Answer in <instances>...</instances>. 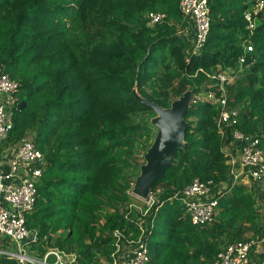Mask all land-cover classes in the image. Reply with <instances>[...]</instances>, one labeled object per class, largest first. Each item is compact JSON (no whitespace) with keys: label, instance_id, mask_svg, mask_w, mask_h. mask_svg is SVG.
I'll use <instances>...</instances> for the list:
<instances>
[{"label":"trees","instance_id":"1","mask_svg":"<svg viewBox=\"0 0 264 264\" xmlns=\"http://www.w3.org/2000/svg\"><path fill=\"white\" fill-rule=\"evenodd\" d=\"M179 3L0 0V69L20 83L6 146L31 136L44 156L27 226L48 234L50 242L61 232L55 243L75 251L77 264H108L115 229L141 233L124 214L135 182L126 170L135 159L134 139L145 128L132 116L153 110L136 98L135 86L163 107L192 91L185 116L189 150L179 149L153 185L163 188L159 209L144 220L151 264H214L227 244L246 241L251 232L264 236V191L257 195L254 186L233 184L218 108L198 98L219 66L236 64L249 39L254 50L247 74L232 88V105H242L237 127L260 137L264 147V9L250 33L244 13L252 0H209L207 43L189 54L191 39L181 30L190 25ZM152 12L166 18L149 25ZM194 178L213 180L214 192L226 185L217 194L219 214L206 226L193 224L182 204L169 200ZM0 264L20 263L0 254Z\"/></svg>","mask_w":264,"mask_h":264},{"label":"built area","instance_id":"2","mask_svg":"<svg viewBox=\"0 0 264 264\" xmlns=\"http://www.w3.org/2000/svg\"><path fill=\"white\" fill-rule=\"evenodd\" d=\"M179 7L184 20L190 25L187 33L189 35L191 32L193 36L190 38L189 54L200 53L207 43L211 28L209 0H180ZM263 9L264 0H252L245 11L246 29L250 33L258 27ZM147 17L148 24L154 25L163 21L166 14L152 12ZM243 49L235 65L226 69L219 66L211 74L208 90L200 93L198 98L210 101L218 108L217 128L221 137L229 140L224 145V152L228 157L227 163L231 166L233 184L254 186L259 195L264 191L262 139L237 127L242 105H232V88L247 74V56L254 50L249 39L243 42ZM19 86L18 81L0 69V254L15 258L20 264H77L78 256L75 251L54 244V240L50 242L48 234L27 226V216L34 210L37 200V184L42 178L44 156L31 136L25 137L15 146H6L8 136L14 128L13 109ZM228 128L231 129V138ZM39 160L41 163H38ZM213 187L211 179L194 178L191 183L170 196L169 200L179 201L193 224L206 226L215 221L217 194L226 185L222 184L217 192L213 191ZM131 191L129 195L134 196ZM162 193L163 188L158 186L151 189L148 198H138L143 206L130 201L126 204V219L138 225L141 233L136 236L133 230L127 232L125 229H115L112 260L108 264H151L148 245L143 239L144 220L153 209L155 216L157 215L159 207L156 205ZM263 246L264 236L229 243L220 251L214 264H249L252 251ZM13 247L16 250H12Z\"/></svg>","mask_w":264,"mask_h":264},{"label":"water","instance_id":"3","mask_svg":"<svg viewBox=\"0 0 264 264\" xmlns=\"http://www.w3.org/2000/svg\"><path fill=\"white\" fill-rule=\"evenodd\" d=\"M133 92L138 100L152 108L155 113L152 123L158 129L154 141L144 154L145 162L141 165L140 174L135 179L131 191L135 197L146 199L155 182L163 177L172 164L177 151L189 150L190 146L186 140L189 123L185 116L191 106L192 91H185L173 100L169 107H163L143 97L136 86ZM25 105V102H21L18 108L23 110Z\"/></svg>","mask_w":264,"mask_h":264},{"label":"rangeland","instance_id":"4","mask_svg":"<svg viewBox=\"0 0 264 264\" xmlns=\"http://www.w3.org/2000/svg\"><path fill=\"white\" fill-rule=\"evenodd\" d=\"M187 31L188 30H181L182 33H185L186 35H188ZM154 116H155V113L153 111L137 113L132 116L134 122H137L138 124H142L145 127L142 130V135L134 139V142H133L134 155L133 156L135 159L133 160L132 166L126 170V174L131 176L133 180H135L137 176H139L141 165L145 162L144 154L146 153V150L148 149V147H150V145L154 141L156 134L158 132L157 127L152 123V118ZM258 198H259V203L261 204L263 196H258ZM130 203H136L138 206H143V202L138 200L137 197H134L131 195H130ZM218 210H217V213H218ZM259 226L260 227L262 226L261 220L258 222V226L255 227L254 230H257ZM60 234L61 232L54 234L53 240L56 241L57 237H59ZM249 236L250 238L260 237L257 233H254V232H251ZM54 244L56 243L54 242ZM12 250H16V248L13 247ZM102 259L104 260V258Z\"/></svg>","mask_w":264,"mask_h":264},{"label":"crops","instance_id":"5","mask_svg":"<svg viewBox=\"0 0 264 264\" xmlns=\"http://www.w3.org/2000/svg\"><path fill=\"white\" fill-rule=\"evenodd\" d=\"M193 38L192 33H189V38ZM264 253V246L262 248H256L250 255L249 264H264V259L261 255Z\"/></svg>","mask_w":264,"mask_h":264}]
</instances>
